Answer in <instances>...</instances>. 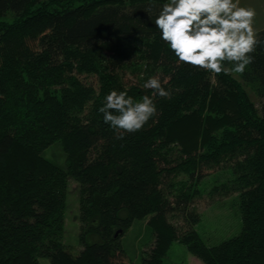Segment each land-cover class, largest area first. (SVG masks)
<instances>
[{
	"label": "trees",
	"instance_id": "1",
	"mask_svg": "<svg viewBox=\"0 0 264 264\" xmlns=\"http://www.w3.org/2000/svg\"><path fill=\"white\" fill-rule=\"evenodd\" d=\"M165 2L0 0V264H130L120 237L143 219L141 264H162L174 240L205 264H264V44L242 75L179 63L154 24ZM152 76L171 96L116 139L98 111L105 95L152 96ZM56 141L65 167L42 155ZM222 166L233 176L209 194H237L241 230L208 246L194 203L203 170ZM68 176L79 183L77 253L61 242Z\"/></svg>",
	"mask_w": 264,
	"mask_h": 264
},
{
	"label": "clouds",
	"instance_id": "2",
	"mask_svg": "<svg viewBox=\"0 0 264 264\" xmlns=\"http://www.w3.org/2000/svg\"><path fill=\"white\" fill-rule=\"evenodd\" d=\"M255 17V9L241 6V0H167L154 24L179 63L215 75H242L254 62L256 48L264 44L254 28ZM143 87L151 89L152 96L137 100L115 89L105 95L98 111L116 139L142 130L157 114L155 97L171 96L159 76L149 77Z\"/></svg>",
	"mask_w": 264,
	"mask_h": 264
},
{
	"label": "rangeland",
	"instance_id": "3",
	"mask_svg": "<svg viewBox=\"0 0 264 264\" xmlns=\"http://www.w3.org/2000/svg\"><path fill=\"white\" fill-rule=\"evenodd\" d=\"M241 6L251 7L256 11L254 28L259 31L264 27V0H241ZM133 79L126 74V80ZM87 82H95L93 77H87ZM128 80V81H129ZM247 91L258 106V99L253 91ZM42 155L54 164L65 167V154L58 141L43 149ZM233 176L231 169L222 168L205 169L203 177L198 183L201 192L195 200V209L199 214L198 222L193 226L203 242L208 246H214L222 241L234 237L241 230V213L239 198L237 194L219 195L209 194L212 188L222 184ZM171 220H179L178 217H170ZM180 221V220H179ZM79 223V183L73 177L68 176L66 180V196L64 210V225L61 242L64 243L72 253H77L80 244ZM152 231L146 225V220H134L132 225L120 237V243L126 260L130 264H141L145 256L144 250L150 244ZM88 242L97 241L95 236H89ZM39 264H50L45 257L38 259ZM162 264H205L196 257L183 243L174 240L167 247Z\"/></svg>",
	"mask_w": 264,
	"mask_h": 264
}]
</instances>
